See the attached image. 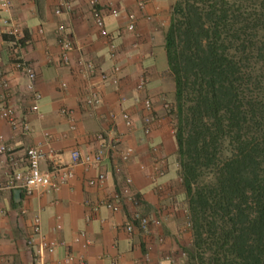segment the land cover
Returning a JSON list of instances; mask_svg holds the SVG:
<instances>
[{
  "label": "crops",
  "instance_id": "0c3cea01",
  "mask_svg": "<svg viewBox=\"0 0 264 264\" xmlns=\"http://www.w3.org/2000/svg\"><path fill=\"white\" fill-rule=\"evenodd\" d=\"M174 1L154 0L147 7L146 12L151 13L155 7L159 12L151 21L138 19L137 37L122 32L125 23L122 17L117 21L106 18V24L112 36L117 37L121 34L127 35L128 38L122 43L120 54L116 59L123 69L121 76L124 70H129L130 73L136 71L134 61L138 56L134 53L142 58L141 51L143 53L150 50L155 51L150 42L159 38L162 30L163 35L165 34L170 17L169 7ZM127 7L133 8V5L127 4ZM6 16L18 24L27 37L28 42L24 47V55L36 72V88L41 95L39 115H30L27 111L29 97L25 89V80L11 69L7 57L8 48L5 47L7 43L0 37V49L3 50L2 56L5 60L3 70L9 82L11 103L17 105L33 128L32 134L24 136L12 130L0 119V143L12 148L19 167L25 164V148L42 143L45 132L50 136L51 147L59 153V159L64 163L68 161V153L72 149L94 152L98 148L94 136L99 133L110 140L119 138L122 148L131 147L134 152L133 157L127 163H120L115 155H106L104 163L99 168L106 175V183L102 189L88 188L85 185L86 179L94 176L96 171L84 172L80 167H76L74 178L60 187L58 191L46 190L31 197H26L21 193L17 197L16 192L0 191V264H30L31 257L25 247V238L29 232L30 218L37 211L41 216L43 232L48 239L56 238L69 242L76 231L85 230L91 241L90 246L85 250L78 246L72 247V251L77 256L82 255L83 264H132L134 260L141 258L145 250L150 255L148 264H169L163 260L168 253L178 255L175 264H182L183 259L179 255L182 245L180 239L188 243L191 237L190 232L185 230V217L182 212L185 205L175 206L173 204L175 198L172 195L175 192L179 194V191L183 195L184 192L180 186L178 162L169 164L170 158L176 156V145L174 136L166 127L167 118L154 115L157 123H153L151 136L144 143L140 130L141 125L136 128L133 126L131 130L126 129L119 115L125 111L133 119L131 116L133 107L130 104L131 96L126 97L123 81H119L117 88L114 86L100 88L101 103L95 110H86L81 106L84 81L78 73V62L81 60L90 62L96 69L109 70L111 66L105 45L92 25L84 2L76 3L69 15L56 17L53 14L52 0H10L9 13ZM59 26L63 27L64 34L73 45L67 66L61 67L58 64L59 51L56 43V30ZM39 28L43 30L42 35L38 34ZM160 49L162 51L158 58L159 64L162 71H165L167 70L166 62L165 65L161 63V60L165 58L163 44ZM146 55L151 57L150 53ZM140 74L138 71L131 83L132 93L141 97L138 112L141 110V115L143 114L141 101L149 97L153 112L159 111L163 114V94L153 88L146 96L145 91L134 89ZM63 82L67 86L65 90L60 88ZM169 92L173 97V84ZM62 108L73 111L72 120L76 126L75 131L68 130V119L59 114ZM19 114L16 112L18 117H22ZM137 119H134L135 122L139 121L141 124V118ZM150 142L161 143L159 156L166 160L163 168L164 176L156 182L149 178L151 153L147 146L152 145L149 144ZM5 160V157L0 155V184L4 182L5 173L8 172ZM116 160L120 164L119 175L113 172ZM140 165L145 169L139 170ZM40 166L41 169H45L49 163L45 161ZM123 176H129L132 179V194L136 195L145 207L151 209L149 213H156L161 207L164 208L161 226L152 227L148 235H127L118 227L133 209L129 203H125L122 210L115 215L101 210L98 215L92 216L90 223L84 221L86 212L84 204L111 194L122 184ZM174 185L180 186L178 192L173 188ZM158 186L160 189L157 188ZM21 209H25L26 214L21 215L19 213ZM56 215L61 217L62 228L58 232H53ZM98 218H104V222L100 223ZM159 239L162 240L161 243L158 242ZM62 252L58 250L53 257H48V264H56L55 261L62 255Z\"/></svg>",
  "mask_w": 264,
  "mask_h": 264
},
{
  "label": "trees",
  "instance_id": "16d2710c",
  "mask_svg": "<svg viewBox=\"0 0 264 264\" xmlns=\"http://www.w3.org/2000/svg\"><path fill=\"white\" fill-rule=\"evenodd\" d=\"M163 48L188 264H264V0H175Z\"/></svg>",
  "mask_w": 264,
  "mask_h": 264
},
{
  "label": "built area",
  "instance_id": "2783aa9c",
  "mask_svg": "<svg viewBox=\"0 0 264 264\" xmlns=\"http://www.w3.org/2000/svg\"><path fill=\"white\" fill-rule=\"evenodd\" d=\"M84 2L87 11L91 17L92 25L97 32L98 37L105 45L106 55L111 63L110 69H96L90 62L79 61L78 73L84 81L82 89L81 106L93 111L99 107L101 103L100 88L102 86H118L121 68L117 63V44L114 37L109 32L106 18L117 21L121 17L125 20L122 32L127 35L137 37L136 27L139 18L145 21H151L159 12L155 7L151 13H147V7L154 0H52L53 14L56 17L69 15L76 3ZM127 4L133 5V8L127 7ZM10 8V0H0V21L3 25L2 34L8 39L11 47V69L19 74L25 80V89L29 97L28 113L30 115H39V102L41 100L40 92L36 88V72L33 66L20 54V45L23 40L20 27L14 24L8 16ZM162 24V23H161ZM162 27V25H161ZM57 32L58 46V62L66 65L69 62V53L73 49L72 42L64 34L63 27L59 26ZM38 34L42 35V28L38 29ZM149 84V78L144 73L141 74L135 84L136 91L144 90ZM66 83H61L60 88L66 89ZM163 109L171 112L173 107L165 101L163 96ZM143 111L148 114L144 117L140 126L141 134L148 137L152 130L153 123L157 120L150 116L152 112V102L149 97L143 98L141 101ZM16 106L11 103V91L8 79L5 77L3 70V62L0 51V119H2L12 130H16L19 134L28 136L33 133V128L27 121L26 116L18 117L16 115ZM59 114L68 119V130L73 132L76 126L72 120L73 111L62 108ZM120 119L126 129L131 130L134 126L127 112L120 113ZM170 133L174 134L175 127L170 129ZM49 134H43V142L35 146H29L24 150V166L19 167L17 160L13 155V150L4 143H0V155L5 157L8 166V172L5 173L4 182L0 184V191L6 190L10 192H19L26 197L43 191H58L60 187L66 185L74 178V169L80 167L84 172L96 171L95 175L87 178L85 185L88 188L102 189L106 183V175L99 170L104 163L106 155H115L120 163H127L133 157V149L131 147L122 148L119 138L110 140L103 134L94 136L98 143V148L94 152H82L79 149H72L68 153V161L61 162L59 153L50 145ZM151 175L149 178L156 182L157 179L164 176V166L166 160L159 156V148L156 145L150 146ZM47 161L49 166L41 169V163ZM139 170L145 168L140 165ZM113 172L120 174L121 169L115 165ZM132 179L129 176H123L122 184L116 188L108 196L94 202H86L84 204L86 212L84 214L85 223H90L93 215H98L102 210L112 215L119 213L125 203L132 206L131 212L125 218L124 222L118 227L127 235L139 234L148 235L152 227H159L162 224L164 216V208L161 207L156 213H144L141 209V200L131 191ZM160 189V187H157ZM185 217V230L190 231L191 223L187 208L183 209ZM21 215L26 214L25 209L19 211ZM100 223L104 222V218H98ZM62 228L61 217H54L53 232H58ZM161 239L158 240L161 243ZM91 241L88 239L85 230H79L74 233L69 242L52 238H46L43 229L40 213L34 212L29 221V232L25 238V247L29 251L31 261L30 264H48L47 258L53 257L58 250H62V255L55 261L56 264H83L84 259L77 256L72 247L78 246L82 250L89 247ZM179 255L183 256V253ZM178 255L168 253L163 260L169 264H175ZM150 255L145 250L139 260H134L132 264H148Z\"/></svg>",
  "mask_w": 264,
  "mask_h": 264
},
{
  "label": "rangeland",
  "instance_id": "374dc122",
  "mask_svg": "<svg viewBox=\"0 0 264 264\" xmlns=\"http://www.w3.org/2000/svg\"><path fill=\"white\" fill-rule=\"evenodd\" d=\"M172 5V4H171ZM38 6V5H37ZM170 11H171V6L169 7V12L168 13H170ZM14 24H16L14 21H12ZM1 23V22H0ZM16 25H18V24H16ZM19 26V25H18ZM20 27V26H19ZM3 25H2V23L0 24V37H1V40H4L6 43H7V45H5V47L6 48H8L7 49V57H8V63L9 64H11V55L9 54L10 53V49H11V47H10V45H9V43H8V39L2 34V31H3ZM21 30V29H20ZM163 31V30H162ZM161 31V34H159V38H155V40L154 41H151L150 43H151V46L153 45V48H155V51H152V50H150L149 52H140V54H141V56H142V58L138 55V54H136V53H134V55H137L138 57H137V59L134 61L135 62V70L136 71H134V72H132V73H130V71L128 70V71H123L122 72V76H121V72H120V76H119V81H123V85H124V91H125V94H126V97H128V95H130L131 96V99H132V102L130 103L131 105H132V114H131V116H132V118L133 119H131L132 121L134 120V119H136V118H138V119H140L141 118V120H143V118L144 117H147L148 116V114H146L143 110V114L141 115V110H140V112H138L139 110V101H140V96L138 95V94H133L132 93V82L134 81V79L136 78V75H137V73H138V71L141 73V74H146L147 76H148V78H149V84L147 85V87L143 90V91H145L144 92V94L146 93V96L147 95H149L148 93H149V90L151 91V89H153V88H156V90L155 91H157V92H159V93H161V94H163V96L165 97V101L169 104V105H171V106H173L174 105V102H173V97L170 95L171 93L169 92L170 91V89H171V85L173 84L172 83V79H171V76H170V74L168 73V71L167 70H165V71H162V68H160V64H159V55L161 54V51H162V49H160L161 47H162V44H163V40H162V35H163V32ZM21 32H22V36H23V40H22V42H21V45H20V54L25 58V53H24V47L25 46H27L26 44H27V42H28V40H27V37L24 35V33H23V30H21ZM164 36V35H163ZM114 37V36H113ZM118 40H117V39ZM128 38H127V35H118L117 37H114V40L116 41V44H117V41H118V44H117V55H116V58L118 57V55L120 54V48H121V45H122V43L125 41V40H127ZM140 43V42H139ZM139 43H138V45H139ZM142 43H145V42H142ZM147 44V43H146ZM146 44H144V45H146ZM147 46V45H146ZM149 46H150V44H149ZM5 48V49H6ZM152 48V47H151ZM0 51H1V57H2V62L4 63V58H3V56H2V52H3V50L2 49H0ZM5 51V50H4ZM148 53H150L151 54V57H147V55L146 54H148ZM163 56V55H162ZM135 57V56H134ZM26 59V58H25ZM162 62V64H164L165 65V58L164 59H162L161 60ZM30 64H31V62H30ZM58 64H59V66L61 67V66H67V65H63V64H60L59 62H58ZM149 65H151V66H149ZM119 66H120V68H121V64H119ZM123 69L121 68V71H122ZM138 70V71H137ZM140 74V75H141ZM122 77V78H121ZM103 87H105V86H103ZM115 88H117V86L115 87ZM16 106V108H17V105H15ZM126 108V107H125ZM153 108V107H152ZM127 109V108H126ZM163 111H164V113L163 114H160V112L159 111H157V112H153V109H152V112H151V114H150V116L151 117H153V118H155L154 117V115L155 116H157V117H166L167 118V121H166V127H168V131H169V133L171 132L170 131V129L171 128H173V127H175V123H176V119H175V114L174 113H172V112H166L164 109H163ZM17 112H18V114H19V116H24L23 114H22V112H21V110H19L18 108H17ZM22 114V115H21ZM137 119V120H138ZM142 123V122H141ZM133 124H134V126H135V128L137 127V126H139V125H141L140 123H139V121H138V123H136L135 122V120L133 121ZM115 133H116V131H115ZM97 134V133H96ZM101 134V133H100ZM171 134V133H170ZM172 136H174V134H171ZM151 136V133H150V135L148 136V137H144V136H142V139H143V143H144V141L146 142L147 140H148V138ZM142 143V142H141ZM149 144H153V145H156L158 148H159V150H160V148H161V143L160 142H158V143H155V142H150ZM148 148H150V146H147V149ZM112 158V157H111ZM110 158V159H111ZM112 159H115V158H112ZM176 161V163H177V158H176V156H174L173 158H170V161H169V164H173L174 162ZM114 164V163H113ZM168 164V165H169ZM115 165H117V166H119L120 164L119 163H117V160L115 161ZM114 165V166H115ZM167 165V166H168ZM117 175V174H116ZM181 186V185H180ZM180 186H176V185H174V189H175V191H177V190H179L178 189V187H180ZM178 192V191H177ZM175 199H173V204H175V206H186V198H185V195L183 194L182 195V192H181V194H180V191H179V194H177L176 192H175V194H173L172 195ZM177 208V207H176ZM141 209H142V211L144 212V213H149L150 211H151V209L150 208H147V207H145V205H144V203L143 202H141ZM32 213V212H31ZM190 232V231H189ZM181 236V235H180ZM190 237H191V234H190ZM182 238V237H181ZM180 242L182 243V245H181V251H180V253H183V256H182V264H188V261H187V258H188V253L192 250V245H191V238H190V240H189V242L188 243H186L183 239H180ZM184 243H186V244H184ZM180 247V246H179Z\"/></svg>",
  "mask_w": 264,
  "mask_h": 264
},
{
  "label": "water",
  "instance_id": "95a60500",
  "mask_svg": "<svg viewBox=\"0 0 264 264\" xmlns=\"http://www.w3.org/2000/svg\"><path fill=\"white\" fill-rule=\"evenodd\" d=\"M16 196L18 197L19 196V192L16 191Z\"/></svg>",
  "mask_w": 264,
  "mask_h": 264
}]
</instances>
